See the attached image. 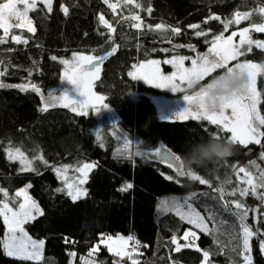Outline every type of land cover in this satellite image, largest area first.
Listing matches in <instances>:
<instances>
[{
  "label": "trees",
  "instance_id": "16d2710c",
  "mask_svg": "<svg viewBox=\"0 0 264 264\" xmlns=\"http://www.w3.org/2000/svg\"><path fill=\"white\" fill-rule=\"evenodd\" d=\"M124 4L115 12L104 0H53L50 12L40 4L30 12L35 32L11 29L7 43L0 44V71L6 69L0 81L7 85L35 84L45 99H50L49 93L57 96L65 90L61 59L70 58L76 50H95L103 55L118 47V52L102 64L95 90L118 114L119 129L133 144L130 152H120L108 133L102 138L97 135L98 119L94 113L81 116L59 106L41 112L40 93L0 88V187L7 190L11 203L19 189L31 185L30 194L43 215L25 227L32 238L45 242L39 264H123L105 246L89 255L102 237L117 234L134 235L144 243L128 264L133 260L136 264H205L204 251L209 252L210 264H243L239 217L235 215L234 205L229 204L231 211L223 207L224 201L232 200L245 204L249 209L245 223L254 231L260 230L261 235L252 239L251 255L253 264H264V253L259 247V240L264 239V204L252 195H227L246 186L237 177L239 167L254 175L264 170L261 157L264 138L261 144H235V154L220 165L184 169L208 180L211 186L179 176L175 167L169 168L152 156L155 149L166 145L182 160L192 142L206 140L215 133L228 140L231 134L219 133L206 120L164 119L153 99L157 90L128 75L133 65L149 60L203 56L215 36L230 32H226L224 22L237 12L253 13L249 24L264 23V14L257 11L264 7V0H134L126 7ZM62 6L68 8L67 15ZM101 15L115 31L110 32L100 22ZM133 15L140 16V29L132 26L136 21L128 19ZM212 15L220 19H209ZM157 24L167 27L155 30ZM172 28H179L180 34H173ZM197 31L207 35L197 36ZM11 35H21L28 42L17 44ZM253 39L264 41V33L253 32ZM53 56L57 59L53 60ZM246 61L263 63L264 49L252 47L251 52L231 66ZM257 87L261 94L260 111L264 115V73L259 75ZM9 147H19L29 159L42 155L47 165L34 160L39 175L21 172L19 162L7 158L5 149ZM137 152L148 155H136ZM85 163L95 164L85 183L87 195L73 202L64 192L56 191L64 184L53 166L81 167ZM126 184L132 188L119 191ZM217 188H223V200L215 191ZM192 193L196 195L193 197ZM170 195L189 197L211 222V234L197 230L199 250L181 247L176 251L172 243L175 236L183 245L180 236L188 226L185 220L175 213L160 221L156 219L159 200ZM0 199H4L2 194ZM5 231L0 218V238ZM0 264L37 262L8 257L0 248Z\"/></svg>",
  "mask_w": 264,
  "mask_h": 264
},
{
  "label": "snow or ice",
  "instance_id": "6c2138e0",
  "mask_svg": "<svg viewBox=\"0 0 264 264\" xmlns=\"http://www.w3.org/2000/svg\"><path fill=\"white\" fill-rule=\"evenodd\" d=\"M47 7L48 11L52 10V0H42ZM105 4H108L114 12L118 4H111L109 0H104ZM134 0H125L124 6L130 5ZM37 0H7L6 3H0V30L3 31V35L0 36V44L7 43L11 29H27L28 32H35V28L32 26L31 20L28 18L30 11L36 10ZM139 8L140 5L136 4ZM61 10L65 15L68 14V8L62 6ZM260 14H264V7L257 10ZM151 13V9H148ZM253 13L245 12L235 14L233 20L224 22L225 30H227L229 24H239L241 20H248ZM15 19L16 23H10L12 19ZM133 21H136L132 26L140 29L142 27V21L139 15H133L128 17ZM211 20H219L218 16L212 15L209 17ZM99 20L102 24L106 25L110 32L115 31L112 25L108 23L101 15ZM207 23V20L205 21ZM151 27V26H149ZM165 25H155V30L164 29ZM191 28H199V25H190ZM250 30L255 32L264 33V23L253 24L251 29L244 28L239 33L233 32L230 36L226 37L223 33L215 36L211 41V47L208 52L210 55L198 56L196 59H192V67L184 68L183 62L187 57H178L171 60H165V64H173L177 71L171 75L161 74L159 68V61L149 60L139 65H133V68L137 71L129 72L128 75L133 80L143 79L146 83L152 84L158 88H170L173 92H186V89H190L195 83L198 84L206 77L211 76L218 69H224L228 73H232L235 70H240L247 73L248 81L245 89L235 94L232 98L226 100L221 106L215 110H209L204 103V98L207 93L201 89L192 95L184 94L183 99L186 101V106L175 113L174 118L176 119H193V120H206L211 125H215L219 130V133H230L228 140L234 144L248 145L251 143L261 144V138H264V131H261V127H264V115L260 114L258 105L260 104V93L256 89V77L258 73H264V65L255 64L250 61L244 63H237L233 67H228L230 61H235L238 57L244 56L252 51V46L256 48L264 49V41L252 40L248 35ZM172 33L175 35L180 34L179 28H172ZM197 36H206L207 33L203 31H197ZM239 35V44L233 43V37ZM11 40L17 44H26L28 41L23 39L21 35H11ZM246 48V51H245ZM117 51L116 47H113L111 51L105 52L103 55H83L80 53H73L72 61L61 60L64 64L65 72L63 73L62 80L67 81L75 86V90L83 97L80 99H73L68 94V91L61 90L57 96H52L49 93L50 99H45L41 93V89L35 84H21V85H7L0 81V88L12 87L19 88L21 91L27 92L32 91L41 94V100L43 101L42 107L39 109L41 112H47L50 108L57 106L62 108H71L72 112L77 115H88L85 111L87 108H96V104L91 103L92 101H103L104 97L96 96L92 92L93 82L99 79L101 64L109 56H112ZM165 51H167L165 49ZM53 60L57 57L53 56ZM2 63V62H0ZM6 69L0 71V77L5 75ZM213 83L218 81L213 78ZM182 85H186L182 87ZM102 107H108L107 104H101ZM100 106V107H101ZM99 111V109H97ZM210 137L217 139H223L222 135L215 133L211 134ZM122 139H125L122 137ZM128 142V141H126ZM130 143V142H128ZM160 149H155L153 157H161V162L166 163L169 168L176 169L179 176H188L193 181H199L200 184H208L210 182L203 179L201 176L193 173L192 171H185L181 158L175 156L170 152H166L164 155H160ZM7 158L12 161H18L20 164L21 172H34L39 175L37 169L33 166L34 160L43 161L47 165V161L44 160L43 156H36L33 159H29L25 153L19 147H9L5 149ZM136 155H148V153L137 152ZM261 157L264 158V153H261ZM253 164L255 162H252ZM69 165H63L59 168L53 166V170L56 172L57 177L64 183L63 188H57V192H64L73 202L81 199L87 195V189L83 188L82 185L87 182L88 173L91 171L95 164L85 163L81 167L75 169L76 172L80 173V177L76 178L72 182H69L68 176L66 175ZM258 167V166H257ZM243 174L242 176L240 174ZM237 177L239 181L245 184V187L233 189L232 192L227 193L229 196H236L237 193L241 197L248 195L255 196L257 199L264 204V192L258 191V189H264V170H259L258 175H254L244 167H239L237 171ZM172 179V177H168ZM178 182V181H177ZM230 183V181H229ZM31 185H27L25 188H21L16 192V198L23 197V201L18 203V207L10 206L8 202V192L6 189L0 187V194L3 195L4 199H0V218H2L6 231L3 238H0V248H2L4 254L8 257H14L20 261H35L39 264L43 260V247L44 240L33 239L26 231V225L34 221L37 216L43 215V211L39 205L27 194V188ZM132 188L131 184L122 186L119 191L127 192ZM220 194V199L223 200L225 192L223 188L215 189ZM196 193H192L191 196H195ZM189 197L184 198V204L182 205L178 199L174 198L169 204L168 201H161L159 210L162 212L175 211L176 215L180 216L182 220H186L188 224L194 225L195 228L201 230L206 234H211V230L207 226L205 217L197 212L188 202ZM229 204L234 205L235 215L239 217L240 229L242 233V248H243V259L244 264H253L251 256V244L250 241L254 237L261 235L260 230H253L247 223H245L249 209L240 200L224 201L223 207L226 210L231 211ZM187 206V211H183L184 206ZM258 211V210H253ZM211 219V216L209 217ZM111 237H107V240H111ZM121 247L113 249L110 245H107L106 240L102 237L101 242L105 243L109 247V251H114L116 256H127L129 259L132 257V253L123 251L129 241H133V252L138 246L139 242L135 241L134 237L128 236L119 237ZM183 239L187 242L183 245L179 244L177 238H172V243L176 245V251H180L181 247L193 248L198 246L195 245V240L198 239L197 233L189 229L185 232ZM98 247V246H97ZM259 247L262 253H264V239L259 240ZM97 251L94 247L89 255H92ZM70 255L75 256V253ZM203 257L205 264H210L209 252L204 251ZM132 264H136L133 260Z\"/></svg>",
  "mask_w": 264,
  "mask_h": 264
},
{
  "label": "rangeland",
  "instance_id": "374dc122",
  "mask_svg": "<svg viewBox=\"0 0 264 264\" xmlns=\"http://www.w3.org/2000/svg\"><path fill=\"white\" fill-rule=\"evenodd\" d=\"M6 2H4V3H6ZM109 3H111V4H118L116 10H119L120 7L125 3V0H109ZM40 4L45 5L42 2V0H37L36 8ZM52 5H53V0H52ZM52 5H51V7H52ZM30 12L28 14V18L31 20L32 26L35 28L34 23H33L32 19L30 17ZM233 19H234V17L233 18H229L228 20H226V22L231 21ZM248 21H249V19L248 20H241L239 24H235V23L229 24L226 32H228V31H230V32L227 33V34L226 33H223L224 36H225V38L228 37V36H230L233 32L239 33L244 28L251 29V25L252 24H249ZM16 22L17 21L14 18L10 21V23H13V24L16 23ZM245 23H247L248 25L247 26L246 25H243ZM232 28H235V29H232ZM253 32H255V31L250 30V32L248 33V35L251 37L252 40H254L253 39ZM239 41H240L239 35L233 37V43L234 44H239ZM252 47H255V45H253ZM73 53H80V54H83V55L100 56V54L97 51H95V50H92L91 52H85V51H82V50H76ZM204 55H210V54L207 51ZM174 58H178V56L177 57L170 58V59H167V60H171V59H174ZM187 58H189V59H185L184 60L183 67L184 68H191L192 67V62L191 61H192V59H196V58H192V57H187ZM72 59H73V54H72V56L70 58H64V59H61V60H68V61L71 62ZM156 61H159V65L158 66L160 68L161 74H163L165 76L171 75L173 72H176L177 71L176 67L173 64H165L164 61H161V60H156ZM233 62L234 61H230L229 64H228V67H232L231 64ZM239 63H244V62H239ZM139 64H141V63H139ZM139 64H136V65H139ZM255 64L264 65V62L263 63H255ZM63 66H64V70H63V73H64L66 66L64 64H63ZM220 70H222V69H218L211 76L206 77L204 80H202L198 84H196V86L194 88L186 89V92H183V93L182 92H173L170 88H158V87H155L152 84L146 83L143 79H137V80H139V81L143 82L144 84H146V85L154 88L155 90H157V93H156V95L153 96V99L156 102L157 106L159 107L160 114L162 115V117L164 119L173 120V119H176V118H174L175 113H177L178 111L182 110L186 106V101L183 99V95L184 94L192 95L195 92L199 91L201 85L208 84L209 82H211V80L213 78H216L217 76L221 75L224 72L223 71L222 73H219ZM134 71H137V70L136 69H133L132 72H134ZM63 73H62V76H63ZM217 73H219V74L216 75ZM100 74H101V70H100ZM260 74L261 73H258L257 74L256 84H255L256 89H257L258 92H259V90H258V87H257V80H258V77H259ZM95 81L93 82V85H92V92L96 96H102V95L98 94L96 92V90H95ZM62 83H63L65 89L68 91V94L70 95L71 98H73V99H80V100L83 99V97L80 96L79 93L75 90V86L74 85L70 84L67 81H63V80H62ZM182 87H185L186 88V85H182ZM260 101H261V95H260ZM91 103L96 104V108H91L90 107V108L85 109V111H87L88 113H94L97 116V119H98V123H97V132H98V134L97 135H99V137L102 138L104 136H107L106 134L108 133V135L113 139V141L118 144V150L120 152H125V153H127V151L130 152L131 147L133 148V144L128 139L127 135H125L122 131H120L119 126H118L119 116L116 113V111L112 107H109L108 106V107L105 108V107H102L101 106V104H106L105 99L102 102L101 101H92ZM97 109H99V111H97ZM258 109L260 111V104L258 105ZM260 114L262 115L261 111H260ZM261 131H262V127H261ZM122 137L126 138V140L125 139H122ZM126 141H128L130 143H128ZM134 146L136 148L138 146V144L135 143ZM56 167L59 168L61 166H56ZM76 168L77 167H72V166L69 168V170H68V172L66 174L68 176L69 182H72L76 178L80 177L81 174L75 171ZM91 171H89L88 176L91 173ZM242 175L243 174H241V176ZM25 187H23V188H25ZM82 187L85 188V184H83ZM27 194H28V196H30L35 201V199L30 194V188H27ZM174 198L178 199L179 202L182 205L184 204V198L183 197H180V196L170 195V196H164V197H162L159 200L158 205H157V208H156V219L157 220L160 221L161 219H163L164 216L168 215L169 213H175V211L162 212V211L159 210V206H160L161 201H165L166 200V201L169 202V204H171V202H172V200ZM22 201H23V197H20V198H16L15 197V200H13V202H11V203L9 202V204H10V206L18 207V203L19 202H22ZM188 202L191 203L190 200H188ZM191 205H192V207L197 212H199L202 216L205 217V221L207 222V226H208L209 229H211L212 224L207 219V217L205 216V214L199 208H197L196 206H194L192 203H191ZM187 210H188L187 209V206L185 205L184 208H183V211L186 212ZM189 229H191L192 231H195L197 233V236H198V232H197L198 229L195 228L194 225L188 224V226L184 229V231H183V233L181 234L180 237H184L185 232H187ZM128 236L129 235L117 234V235H106L103 238L106 240L107 245H110L113 249H117V248H120L121 247V242H120V240L118 238L119 237H125V238H127ZM107 237H111L112 239L111 240H107ZM101 239L97 242V244L95 246L97 248V250H99L101 246H105L109 250V247L106 246L105 243H102L101 242ZM36 240H39V239H36ZM130 243H131V241H129L128 244L125 247H123L122 250L125 251V252H127V248L130 245ZM250 244H251V247H252V240L250 241ZM109 252L112 253L113 255H115V252L114 251H109ZM118 257H121V256H118Z\"/></svg>",
  "mask_w": 264,
  "mask_h": 264
},
{
  "label": "clouds",
  "instance_id": "9594fccd",
  "mask_svg": "<svg viewBox=\"0 0 264 264\" xmlns=\"http://www.w3.org/2000/svg\"><path fill=\"white\" fill-rule=\"evenodd\" d=\"M217 83L212 81L206 85H201L207 95L204 103L209 110H215L226 100L235 94L242 92L247 84L248 76L246 72L235 70L232 73L224 71L215 78ZM194 83L191 88H194ZM236 145L230 140L209 137L201 138L199 141L192 142L188 150L183 154L182 164L184 169L196 167L207 168L209 165H220L226 162L235 154Z\"/></svg>",
  "mask_w": 264,
  "mask_h": 264
},
{
  "label": "built area",
  "instance_id": "2783aa9c",
  "mask_svg": "<svg viewBox=\"0 0 264 264\" xmlns=\"http://www.w3.org/2000/svg\"><path fill=\"white\" fill-rule=\"evenodd\" d=\"M132 237H134V239H135V241H138L139 242V244H138V246L136 247V249H135V251L134 252H136V251H138V250H141L143 247H144V244L142 243V242H140L135 236H132ZM187 242H191L190 240L189 241H183V244H185V243H187ZM195 245L196 246H198V243H197V240H195ZM193 248H197V247H193ZM127 252H129V253H134L133 252V241H131V244L128 246V248H127ZM121 261H122V263L123 264H127L128 263V261H129V258L127 257V256H122L121 257Z\"/></svg>",
  "mask_w": 264,
  "mask_h": 264
},
{
  "label": "water",
  "instance_id": "95a60500",
  "mask_svg": "<svg viewBox=\"0 0 264 264\" xmlns=\"http://www.w3.org/2000/svg\"><path fill=\"white\" fill-rule=\"evenodd\" d=\"M117 49V48H116ZM117 52V51H116ZM115 54V53H114ZM113 54V55H114ZM112 55V56H113ZM112 56H109V57H107L106 59H108V58H110V57H112ZM106 59L102 62V64L106 61ZM102 64H101V66H102ZM161 151H160V155L162 156V155H164L167 151L168 152H170V153H172V154H174L175 156H179L178 154H176L172 149H170L169 147H167L166 145H161L160 146V148H159ZM160 162H161V157H159V156H155ZM182 161V160H181ZM166 164V163H165Z\"/></svg>",
  "mask_w": 264,
  "mask_h": 264
},
{
  "label": "bare ground",
  "instance_id": "6f19581e",
  "mask_svg": "<svg viewBox=\"0 0 264 264\" xmlns=\"http://www.w3.org/2000/svg\"><path fill=\"white\" fill-rule=\"evenodd\" d=\"M117 48V52H118V47H116ZM117 52H115V54L117 53ZM114 54V55H115ZM165 164V163H164ZM130 236H134V235H130ZM136 237V236H135ZM140 241V240H139ZM140 242H142V241H140ZM143 243V242H142ZM131 244V243H130ZM144 244V243H143ZM135 253V252H134ZM120 259H121V257H120ZM128 264V263H127Z\"/></svg>",
  "mask_w": 264,
  "mask_h": 264
},
{
  "label": "crops",
  "instance_id": "0c3cea01",
  "mask_svg": "<svg viewBox=\"0 0 264 264\" xmlns=\"http://www.w3.org/2000/svg\"><path fill=\"white\" fill-rule=\"evenodd\" d=\"M237 171H238V170H237ZM241 174H242V173H241ZM241 174H240V175H241ZM42 255H43V253H42Z\"/></svg>",
  "mask_w": 264,
  "mask_h": 264
}]
</instances>
